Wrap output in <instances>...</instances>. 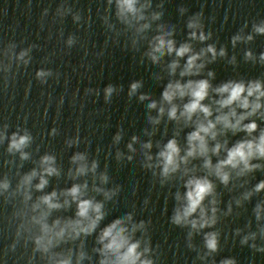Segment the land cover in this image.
<instances>
[{
  "label": "clouds",
  "instance_id": "1",
  "mask_svg": "<svg viewBox=\"0 0 264 264\" xmlns=\"http://www.w3.org/2000/svg\"><path fill=\"white\" fill-rule=\"evenodd\" d=\"M163 2L160 0L155 9L162 8ZM113 4L116 21L133 34V45L138 43L137 37L146 40L148 50L144 56L153 65L160 64L165 57H172L167 64V73L169 77H178L169 79L163 87L161 103L167 105V109L164 106L158 108L155 100L147 104L149 110L158 108L156 117L148 116L149 124H159L165 114L168 121L176 124L177 130L172 138L162 146L157 143L159 150L152 155V141L141 142L139 136L133 135L126 145L131 154L125 156L117 149L115 158L117 161H133V154L137 152L134 145L140 144L144 157L141 167L151 170L153 177L158 176L161 187L174 178L182 182L183 191L178 189L172 194L175 204L169 223L187 229V248L196 252V259L201 264H238L234 257L216 261L221 233L215 226L221 215H232L234 206L246 208L254 197L264 193V179L255 184H251L250 179L257 172L264 174V127L261 126L264 124V76L213 84L215 72L207 66L218 58H225L228 64L236 66L237 57L233 53L229 58L227 46L218 50L214 43H207L199 50L194 48L193 42L204 44L213 36L212 31L205 28L203 11L187 17L186 40L178 44L175 26L160 22L164 13L154 10L153 0H107L109 11ZM188 12L184 6L178 8L182 17ZM73 18L79 20L78 15ZM248 27L246 21L230 38L233 49L238 43L249 45L257 36H264V19L252 21L251 31L246 33ZM152 31L155 35L149 37L148 33ZM73 43L70 37L68 45ZM16 47V44H10L0 52L4 57L0 60V72L6 78L15 76L14 67L18 71L21 66H29L30 51L35 46L18 53ZM243 60L264 68V51L257 56L251 48H245ZM51 75V70L44 69L35 73L41 84L46 83V78ZM142 86V81L131 82L128 97L136 96ZM116 91L117 88L109 84L104 89L105 100L110 101ZM138 98L143 102L150 97L140 94ZM9 127L5 123L0 129V145L7 142V154L18 157L20 163L16 165L15 184L7 173L0 180V203L12 208L8 218L12 236L11 242L5 246V257L22 249L19 259L24 264H83L84 261L88 264H156L159 246L154 248L148 235L150 220H136L135 213L130 211L101 226L108 216L106 205L118 197L122 186L105 187L110 177L106 171L98 172L97 160L89 163L86 152H76L70 157V164L74 167H70L67 173L73 181L71 186L46 191L50 179L60 178L62 174L55 155L45 153L34 161L33 168L21 172L23 162L32 158L27 149L34 137L27 128L19 127L9 135ZM185 129V144L181 147L178 137ZM50 135H58V130L52 128ZM144 135L153 133L144 129ZM121 139L122 131H118L113 144H119ZM66 144L68 147L78 146L79 138L68 140ZM4 163L10 166L15 161ZM89 176L91 186L87 179H81ZM236 182L243 191L232 196L223 210L218 188L222 186L231 193L237 187ZM144 203L147 204L148 200L145 199ZM252 218L244 228H235L234 236L240 238L241 246L264 253V243H256L258 239L264 241V196L252 207ZM196 236L202 237V249L193 242ZM90 237L93 245L89 250L87 240Z\"/></svg>",
  "mask_w": 264,
  "mask_h": 264
},
{
  "label": "water",
  "instance_id": "2",
  "mask_svg": "<svg viewBox=\"0 0 264 264\" xmlns=\"http://www.w3.org/2000/svg\"><path fill=\"white\" fill-rule=\"evenodd\" d=\"M157 3L160 0H153L154 10L164 13L160 22L175 26L178 44L186 40L187 17L203 11V23L213 36L204 44L193 42L194 48L199 50L207 43H214L218 50L227 46L229 58L233 53L236 55V66L228 64L225 58H218L207 66L215 72L214 85L229 79L264 76V68L243 60L245 48H251L257 56L264 51V36H257L249 45L238 43L235 49L230 44V38L246 21L249 22L245 29L247 33L251 31L252 21L264 19V0H164L162 8L155 9ZM180 6L189 9L183 17L178 13ZM114 13V4L109 11L107 0H0V52L10 44L17 45V53L35 46L30 51L32 59L29 66H21L18 71L14 67V77L6 78L0 72V129L7 123L10 125L9 135L19 127L27 128L34 137L27 149L32 158L23 162L21 172L33 168L34 161L45 153L55 155L62 174L60 178L50 179L46 191L70 187L73 181L67 173L70 167H74L70 164V157L76 152H86L89 163L97 160L98 172L106 171L109 175L110 180L105 187L122 186L118 197L106 205L108 216L101 226L127 212H134L136 220L151 221L148 235L153 247L159 246L156 264H201L196 259V252L186 246L187 229L169 223L175 204L172 194L178 189L183 191L182 182L174 178L161 187L159 177H153L151 170L141 167L144 157L140 144L134 145L137 152L133 154V161H117L115 158L117 149L125 156L131 154L126 145L133 135L139 136L141 142L152 141V155L159 150L157 143L162 146L172 138L177 126L168 121L166 114L157 125L149 124L148 116L156 117L160 106L167 109V105L161 103L163 87L169 79L178 77H169L167 73V64L172 57H165L160 64L153 65L144 56L148 50L147 41L137 37L138 43L134 46L133 34L125 31ZM77 15L79 20H74ZM152 35H155L154 31L148 33L149 37ZM70 37L74 40L71 46L68 45ZM3 59L0 56V60ZM38 69L52 72L44 84L36 79ZM136 80L142 81L143 86L130 99L127 95L129 85ZM109 84L117 91L110 101H106L104 89ZM120 86H123L122 91ZM140 94L149 95V100L141 102ZM152 100L157 101L158 108L149 110L147 104ZM52 128L58 130V135H50ZM144 129L153 135H144ZM118 131H122V139L119 144H113ZM186 131L178 137L181 147L185 144ZM77 137L78 146L68 147L66 141ZM6 147L7 142L0 145V180L7 173L15 184L16 165L20 162L18 157L7 154ZM7 160L15 163L6 166L4 162ZM81 179H87L91 186V176ZM250 179L251 184H255L264 179V174L257 172ZM96 183L99 186V181ZM236 183L237 187L231 193L222 186L218 188L222 194L223 210H226L232 196L243 191ZM261 196L254 197L246 208L234 206L230 216H220L215 226L221 233L220 251L215 257L217 262L221 258L234 257L238 264H264V253L241 246L240 238L233 232L237 227L244 228L248 220L253 219L252 207ZM11 211V206L0 203V264H24L19 259L22 249H18L16 254L4 255L5 246L11 242L12 236V226L8 223ZM193 242L198 249L203 248L201 236H196ZM256 243L264 241L258 239ZM92 245L93 238L90 237L87 240L89 250ZM83 264H88V261Z\"/></svg>",
  "mask_w": 264,
  "mask_h": 264
}]
</instances>
